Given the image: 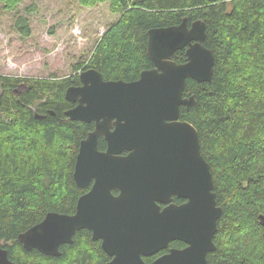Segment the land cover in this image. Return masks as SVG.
I'll return each mask as SVG.
<instances>
[{
	"label": "trees",
	"instance_id": "obj_1",
	"mask_svg": "<svg viewBox=\"0 0 264 264\" xmlns=\"http://www.w3.org/2000/svg\"><path fill=\"white\" fill-rule=\"evenodd\" d=\"M21 1L0 0V5L13 10ZM104 1L119 18L87 60L73 65V74L60 79L0 74V242L11 264H101L107 259L85 228L75 232L73 243L60 246L58 257L24 249L18 234L48 211L74 213L83 192L73 179L74 164L79 143L93 125L65 113L74 105L65 91L80 84L77 71L93 68L106 80H135L153 66L147 31L183 18L188 24L205 22L204 45L215 58L210 81L186 80L183 95H194L196 105L180 109V118L198 131L222 207L216 248L207 262L264 264V0H79L87 6ZM18 27L27 33L24 25ZM173 59L183 62L184 50ZM105 146L99 138V149Z\"/></svg>",
	"mask_w": 264,
	"mask_h": 264
},
{
	"label": "water",
	"instance_id": "obj_2",
	"mask_svg": "<svg viewBox=\"0 0 264 264\" xmlns=\"http://www.w3.org/2000/svg\"><path fill=\"white\" fill-rule=\"evenodd\" d=\"M205 38L203 20L188 24L183 18L147 31L153 67L137 79L106 80L93 68L79 72L81 83L65 91L75 103L65 113L71 120L95 122L79 143L73 171L76 185L90 188L78 197L74 213L48 211L20 232L24 249L58 257L59 246L73 243L75 232L86 228L113 256L104 264H208L222 207L198 131L180 119L181 106L196 105L194 95H183L186 80L212 79L215 58ZM178 50H184L185 61L173 59ZM100 135L104 150L98 149ZM174 195L185 202L169 203ZM159 203L168 204L161 208ZM173 240L186 246L170 247L150 263L142 258ZM0 264H11L1 242Z\"/></svg>",
	"mask_w": 264,
	"mask_h": 264
},
{
	"label": "rangeland",
	"instance_id": "obj_3",
	"mask_svg": "<svg viewBox=\"0 0 264 264\" xmlns=\"http://www.w3.org/2000/svg\"><path fill=\"white\" fill-rule=\"evenodd\" d=\"M118 18L108 1L87 6L79 0H22L13 10L0 5V74L70 76L73 65L87 60ZM18 25H24L27 33Z\"/></svg>",
	"mask_w": 264,
	"mask_h": 264
},
{
	"label": "flooded vegetation",
	"instance_id": "obj_4",
	"mask_svg": "<svg viewBox=\"0 0 264 264\" xmlns=\"http://www.w3.org/2000/svg\"><path fill=\"white\" fill-rule=\"evenodd\" d=\"M192 22V21H191ZM190 22V23H191ZM188 23V22H187ZM189 23V24H190ZM185 61V60H184ZM153 67V66H152ZM151 67V68H152ZM83 70V69H82ZM140 75V74H139ZM81 83V82H80ZM79 85V84H78ZM73 103V102H72ZM74 105H75V103H74ZM73 105V106H74ZM72 106V107H73ZM181 119V118H180ZM185 120V119H184ZM188 121V120H187ZM89 123H92V125H93V128H92V130L94 129V126H95V122L94 121H91V122H89ZM102 137V139L104 140V142H105V144H106V141H105V139H104V137L102 136V135H100L99 137H98V140H99V138H101ZM107 147V145L105 146V148ZM104 148V149H105ZM98 149H99V147H98ZM104 149H102V150H104ZM101 150V149H100ZM125 153H127L126 151H123V154H125ZM90 188V185L88 186V187H85V188H83V192H82V194L83 193H85V192H87L88 191V189ZM115 195L116 194H118L119 193V191L117 190V189H113V191H112ZM81 194V195H82ZM178 198V199H177ZM179 200H181V201H179ZM77 202V201H76ZM183 202H185V199H182V198H179L178 196H176V195H174L173 197H172V200L169 202V203H175V204H181V203H183ZM160 204V206H161V208H163L164 206H166L168 203H159ZM86 229V228H85ZM87 230H89V229H87ZM89 232H90V234H91V231L89 230ZM74 236V235H73ZM91 238H92V235H91ZM74 240V239H73ZM97 241H99V243L101 244V240L100 239H98ZM66 244V243H65ZM68 244V243H67ZM61 246V245H60ZM60 246H59V249H60ZM186 246V243H184V242H182V241H180V240H173V241H170L169 242V244H168V248H166V249H163V250H160V251H158V252H156V253H154V254H152V255H150V256H143L142 258L144 259V261L146 262V263H150V262H152L154 259H156L158 256H160V255H162L163 253H165V252H167L168 251V249L170 248V247H174V248H183V247H185ZM100 247H101V245H100ZM102 249V248H101ZM103 250V249H102ZM106 254V253H105ZM107 255V259L106 260H104V262H102L101 264H104V263H106V262H108V261H110L111 259H112V257L113 256H110V255H108V254H106Z\"/></svg>",
	"mask_w": 264,
	"mask_h": 264
}]
</instances>
